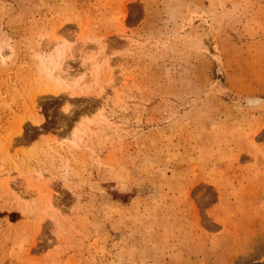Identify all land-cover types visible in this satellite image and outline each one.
<instances>
[{
  "label": "rangeland",
  "instance_id": "obj_1",
  "mask_svg": "<svg viewBox=\"0 0 264 264\" xmlns=\"http://www.w3.org/2000/svg\"><path fill=\"white\" fill-rule=\"evenodd\" d=\"M254 263L264 0H0V264Z\"/></svg>",
  "mask_w": 264,
  "mask_h": 264
},
{
  "label": "bare ground",
  "instance_id": "obj_2",
  "mask_svg": "<svg viewBox=\"0 0 264 264\" xmlns=\"http://www.w3.org/2000/svg\"><path fill=\"white\" fill-rule=\"evenodd\" d=\"M64 78H65V77H64ZM64 78H63V79H64ZM67 78H68V76H67ZM67 78H65V79H67ZM62 81H64V80H62ZM65 81H66V80H65ZM65 81H64V82H65ZM69 81H70V80H69ZM66 82H67V81H66ZM59 84H60V83H59ZM62 84H63V82H62Z\"/></svg>",
  "mask_w": 264,
  "mask_h": 264
},
{
  "label": "trees",
  "instance_id": "obj_3",
  "mask_svg": "<svg viewBox=\"0 0 264 264\" xmlns=\"http://www.w3.org/2000/svg\"><path fill=\"white\" fill-rule=\"evenodd\" d=\"M254 264H258V263H254ZM261 264V263H260ZM264 264V263H263Z\"/></svg>",
  "mask_w": 264,
  "mask_h": 264
}]
</instances>
